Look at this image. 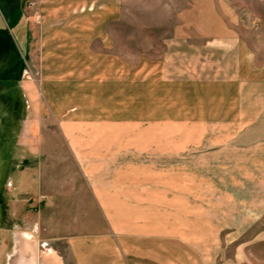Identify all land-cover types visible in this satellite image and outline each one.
Listing matches in <instances>:
<instances>
[{
    "label": "rangeland",
    "instance_id": "rangeland-1",
    "mask_svg": "<svg viewBox=\"0 0 264 264\" xmlns=\"http://www.w3.org/2000/svg\"><path fill=\"white\" fill-rule=\"evenodd\" d=\"M90 1L91 13L111 4L116 16L107 33L100 26L101 38L91 42L96 57L89 73L81 69L74 81L79 89L58 91L61 96L55 98L0 80V192L11 174L8 167L32 165L42 192L63 193V227L82 230L91 224L96 232L109 223L92 190L88 195L89 163L91 183L113 193H119L120 184L127 189L128 213H175L177 226L190 224L185 213H192L191 224L199 226L201 207L211 210L215 199L231 207L233 196L239 213H218L225 228L224 256L240 253L245 264H264V170L237 169L230 153H219L240 123L202 121L216 114L203 105L207 90L200 86L231 72L241 60L239 51L249 55L252 66L264 65V0H215L239 47L202 39L193 27L179 28L189 0ZM17 55L24 62L21 50ZM17 60L11 68L19 72ZM248 206L256 213H248ZM210 221L214 218L202 225ZM27 225L23 228L35 234L21 235L17 244L1 250L0 264H53L49 245L38 237L45 228L38 213ZM54 246L60 264H75L66 242Z\"/></svg>",
    "mask_w": 264,
    "mask_h": 264
},
{
    "label": "crops",
    "instance_id": "crops-1",
    "mask_svg": "<svg viewBox=\"0 0 264 264\" xmlns=\"http://www.w3.org/2000/svg\"><path fill=\"white\" fill-rule=\"evenodd\" d=\"M94 8L90 0H0L1 82L12 79L24 90L40 89L44 96L51 93L55 98L61 96L58 91L79 89V85L73 87L74 81L79 80L81 69L89 73L91 59L96 57L91 52V42L101 38L102 27L106 29L116 16V7L111 4L100 6L97 15L91 13ZM178 27H193L192 32L202 39L239 47L215 0H189L179 15ZM237 56L241 60L231 67V72L224 76L218 73L214 80L200 83L201 89L207 90L205 99L201 98L203 105L213 107L216 114L215 118L206 116L201 120L240 123L238 131L221 143L219 153H230V161L237 169L264 170V65L252 66L246 52L239 51ZM15 57L18 62L14 64L21 66L19 72L17 66L11 68ZM241 154L248 158L241 159ZM245 163L248 165L240 166ZM8 169L11 174L0 192V251L11 243L17 244L21 235H34L36 231L31 227H23L28 226L33 213H38L39 225L45 227L38 237L45 247L49 245L52 255L48 259L53 264H60L59 257L53 256L57 251L54 245L60 242H66L75 264H245L240 253L233 258L224 256L221 235L225 228L218 213H239L232 195L231 199L223 198L230 199L231 207L220 205L216 199L211 210L201 207L199 226L191 224L192 213H185L190 224L177 226L175 213H128L127 189L120 184L119 193H113L110 188L102 190V186L91 183L89 163L88 195L92 190L108 228L91 231L89 224L82 230L73 226L65 229L61 220V213H65L63 193L42 192L41 178H33L32 165L17 163ZM248 207V213H256ZM207 217L214 221L202 225ZM229 230L239 232L236 227Z\"/></svg>",
    "mask_w": 264,
    "mask_h": 264
}]
</instances>
